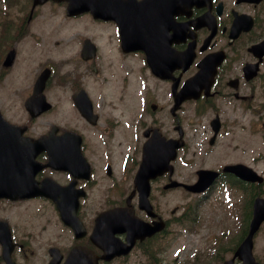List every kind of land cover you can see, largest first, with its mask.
<instances>
[{"label":"flooded vegetation","instance_id":"af4514ba","mask_svg":"<svg viewBox=\"0 0 264 264\" xmlns=\"http://www.w3.org/2000/svg\"><path fill=\"white\" fill-rule=\"evenodd\" d=\"M111 1L115 2L116 9L127 10L131 1L138 3L141 0ZM66 2L46 0L34 5V0H20L17 12L10 15L11 22L7 27L4 23L0 28V42L3 43L1 47L7 48L5 56L11 49L16 50L14 66L37 64L41 69H50L51 73L44 88V94L52 104V107L45 112L50 122H47V131L39 136L46 137L47 143L53 146L55 136L51 135V131L54 127H58L57 136L75 133L79 137L80 144L78 146L85 159V162L80 161L77 167L75 174L81 178L75 181V188L64 189L74 180V176L67 171L45 167L40 169L35 176L38 185L44 179L50 178L47 187L52 193L61 194V196L67 194L84 196L80 199L78 215L84 224L85 231L80 229L79 235H77L62 220L60 222L61 216L57 205L50 198H32L39 200L41 206V209L34 213L33 219L43 217L44 210L48 209L47 224L50 227H46V229L49 230V237H52L54 244L60 247L63 254H69L68 252L75 247H87L101 258L104 251L97 247L92 239L96 217L101 213L100 211L115 207L123 208L126 206L127 197L133 195L131 206L137 217L139 216L138 218L143 221H148L151 218L139 208L138 204H135L138 201L135 198L138 197L139 191L135 187L134 178L144 156V116H148L149 93L152 96L158 95L162 86L153 88L151 92L148 88L144 90L140 136L136 145H133L132 134L125 125L128 119L124 112L127 101L132 96L133 68L137 64L141 66L140 71L151 77L156 85L159 83L162 85L165 81L158 79L152 73L144 51H132L128 43L133 39V36L127 35L124 39L117 21L96 19L91 12L69 15ZM235 12L249 15L247 17L252 19L255 28L249 31L242 30L236 38H233L230 27ZM205 13L208 14V17L201 19L200 17L206 15ZM84 17H86L85 21L81 24ZM263 17L264 1L256 4L245 3L241 0H213L210 7H193L192 15L175 17L176 23H189L187 33L192 31V36H188L178 43H172L170 51L177 55L191 41H194L196 59L186 73L175 71L172 75L174 78L181 77L182 83L197 71V62L207 55L215 52L226 55L225 62L219 66L216 75V82L213 85L214 95L208 97L204 92L197 100V104L210 105L215 110L214 98L226 96L242 101L244 107L251 109L253 98L256 95L259 97L264 95V59L258 66L255 78L248 79L245 70L247 64L259 62V59L249 49L264 39ZM56 19L77 22V25L71 29H64L61 23H55L49 27L48 22ZM193 24L200 26L197 28ZM241 25L243 28L245 27L244 19L241 20ZM172 36L173 31H170L168 38L171 39ZM204 45L205 50L202 49ZM229 72H233L234 75L229 79L225 78ZM8 75L9 73L5 70H0V112L6 115L13 110L7 101H25L30 98L34 93L35 82L26 81L25 78H16V80L10 81ZM232 81L234 82L230 85ZM235 83L237 84L235 88L239 92L237 97L233 90ZM216 85L221 88H216ZM153 104L151 103V107ZM160 110L164 111L165 109L161 107ZM217 114L219 113L216 111L215 115ZM208 131V128H194L189 140L184 136L182 150L185 149L183 154L185 159H190L189 162L187 161L190 166L201 159L197 156L195 148L202 144ZM174 137L177 139L181 135L178 131H174ZM66 139L67 145H74L77 138L68 137ZM128 153H133L136 164L135 168L125 170L123 163L127 159ZM48 158V153L42 152L38 155L37 160L41 164H45ZM192 158L195 160H191ZM179 176L181 178L177 175L176 178L185 184L193 178L190 171L182 174L179 172ZM225 177L226 175H222L221 179ZM169 182L170 175L165 174L154 183H160L161 191L164 194L167 192L187 193L182 187L164 190ZM257 188L259 191L260 186L258 185ZM93 196L109 197L111 200L99 212L92 213L82 206V202ZM61 198L58 199L61 200ZM5 209L8 210L7 207ZM168 213V211H160L158 215L165 219L164 229L150 238L136 241L132 253L136 251L139 257L144 258L148 252L150 241L157 240L158 237L164 238L171 233L170 230L174 224L171 226L172 219L167 215ZM140 224L144 226V223ZM11 229L13 238L18 245L17 238L23 234V231L19 227ZM137 232H144V230ZM111 234L121 241L127 240V232L115 231L110 226H104L99 230V237L103 235L104 238H109ZM19 245L23 249V244ZM120 258L122 257L113 260ZM100 264H104L103 261L100 260Z\"/></svg>","mask_w":264,"mask_h":264},{"label":"rangeland","instance_id":"374dc122","mask_svg":"<svg viewBox=\"0 0 264 264\" xmlns=\"http://www.w3.org/2000/svg\"><path fill=\"white\" fill-rule=\"evenodd\" d=\"M5 0H0V26L2 20L5 18L4 12ZM12 13L16 12L13 8ZM9 15V9L7 11ZM84 17L81 20V24L85 21ZM53 21H49L48 24L52 25ZM31 74L29 77L35 76L38 70L37 64L30 66ZM22 78V73L19 68H14L8 75L10 81L16 80V78ZM155 84V82H154ZM133 97L129 101V105H126V109L130 110L133 114V119H140L142 110V101L140 100L141 84L134 78L133 84ZM150 89L151 85L147 83ZM157 87V85L155 84ZM163 95L161 97L154 96L153 100L161 106H168L169 100V86L164 84ZM8 104L12 107V112L8 114L7 118L13 122L19 124L28 123V114L25 111L23 101L21 100H8ZM258 104L257 111L253 109H247L242 103L233 97H226L216 102V109L221 113L223 120L222 135L217 146L211 149L208 156H203V159L199 162V167H214L225 163L234 162H246L249 163L253 160L254 156L257 158L253 165L256 169L264 174V128L262 124L264 122V95L255 100L254 106ZM186 107H189L187 105ZM150 112L147 118L148 125L154 124L160 121V126L163 130L172 129V118L163 117L161 114L154 116ZM212 114L210 112L199 116L200 121L203 119H210ZM158 120V121H157ZM47 122H50L47 117L39 118L32 124L33 129L29 130L30 133L42 134L47 131ZM135 124V123H133ZM207 126V122L205 123ZM128 129L131 128L127 127ZM212 132V131H211ZM211 133L207 135V142ZM251 150H255L254 153H250ZM218 157H220L218 159ZM183 160H179L181 167H188L182 163ZM131 164L127 162L126 169ZM131 168H135V163L132 161ZM125 169V170H126ZM264 190V188H263ZM249 190L243 192L237 188H230L227 184L219 186L212 194L203 196L201 198H195L184 194H169L161 202L168 206V208H174L177 205L185 207L191 210L193 207H197V220L191 224H179L172 228L171 233L167 234L164 238L158 240L156 246L149 248L151 254L154 255V261L156 264H202L204 259L210 254H213L216 247L223 245L224 243L233 245L237 241L239 236V230L242 223L241 207L244 202H249ZM156 195V193H153ZM158 196L157 198H159ZM106 200V201H105ZM109 197L93 196L84 201L83 207L88 209L92 213H97L101 208H104L105 204L110 202ZM23 207L20 206L15 209V213L21 220L27 219L30 215H33V211L26 208L22 211ZM35 221L45 224L48 221V216L43 218L33 219ZM224 233V235H223ZM236 238V239H235ZM31 244L41 242L39 246H45L46 236L43 232L38 236L30 239ZM232 245V246H233ZM229 246V247H232ZM178 257L174 256V252ZM230 250L226 253L230 256ZM254 254L258 260L264 264V226L255 239ZM199 260V261H197ZM136 262L142 264H152L150 257H139L137 252L126 260H118L113 264H134ZM30 264H46V261L42 258H33Z\"/></svg>","mask_w":264,"mask_h":264},{"label":"water","instance_id":"95a60500","mask_svg":"<svg viewBox=\"0 0 264 264\" xmlns=\"http://www.w3.org/2000/svg\"><path fill=\"white\" fill-rule=\"evenodd\" d=\"M144 10L135 11L131 10L129 8V17L128 21L133 25V29L135 31H139L142 36H144V40L148 39L153 47L157 50H164L168 49L167 44V37L165 35L168 25H169V17L166 14H155L160 8L162 7H174V5L171 3L170 0H144ZM111 4V3H110ZM112 5V4H111ZM112 11L110 10H104V13L110 15ZM122 13H126L127 11L123 10L120 11ZM135 13L140 14L139 16L135 15ZM144 13V18H143ZM122 20V28L126 29L129 28V23L126 19ZM125 23H127V27L125 26ZM144 47H146V44H144ZM13 52H10L6 58L5 65H10L13 61ZM208 59L212 60L214 59L215 62V56H209ZM207 58L204 59L200 63V72L193 77L194 80L189 82L188 84H185L184 89L186 90H195L200 81H202V78H207L208 76V67H213V63L209 61ZM193 60L192 58H189V64ZM210 68V69H211ZM159 69V67H158ZM201 84V83H200ZM181 101V100H180ZM215 130L218 131L220 128V122L219 119L216 118L214 121ZM0 124H5L7 128H1L0 127V133L5 135H10L14 138H18L20 134V130L17 128H13L8 126L9 124L5 122L3 119L0 118ZM22 147L25 148L29 153L28 159L23 161L25 159L26 153L20 151L13 142L10 141H3L2 138H0V189L4 187L5 192L0 194V197H13L15 194L11 191V187L13 184H16L17 186L19 183H23L28 181L27 174L19 169V166H22L21 168L27 166L30 162H33V157L35 156V147L34 144L30 143L28 140H25L23 143H21ZM178 145H172L170 147L165 146L164 148L158 146L155 141L150 143V147L148 150V154L145 156L144 160V169L139 171L138 178L141 177L144 174V207L147 209H150L148 204V195H149V179L156 177L158 174L166 171L169 167V162L176 157V147ZM44 149V148H40ZM21 157V162L18 163L16 160ZM59 163H64L61 161V159H55ZM62 167L67 168V164H61ZM14 169V170H13ZM18 169V171L16 170ZM171 169V168H169ZM13 170L14 174L17 177H13L11 175V171ZM224 171H229L240 178L251 181V182H262L263 177L259 176L252 168L246 166V165H234V166H227L224 168ZM201 173H206L209 175V177H214L217 174L211 171H203ZM22 178V181L20 182L19 178ZM21 194V193H20ZM35 194H45L49 195L48 189L44 188L42 191L37 193H30L27 194V196L35 195ZM23 195V194H22ZM264 221V199L261 197H258L254 201V212H253V219L250 224V230L247 235V237L243 240L241 245L239 246L238 250L236 251L235 257L225 262V264H235L234 260L238 256L243 262L241 264H260L256 261V259L253 256L252 249H253V237L257 230L260 228V225ZM130 248L125 250V252H128ZM9 252V250L7 251ZM71 263V260H70ZM85 263L82 260H75L74 264H83Z\"/></svg>","mask_w":264,"mask_h":264}]
</instances>
